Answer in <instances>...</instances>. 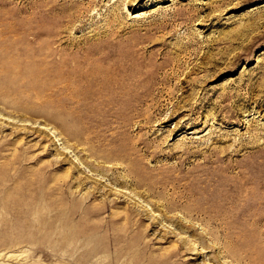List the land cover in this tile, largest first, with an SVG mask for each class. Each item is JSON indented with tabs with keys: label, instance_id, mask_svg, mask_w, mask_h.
<instances>
[{
	"label": "rangeland",
	"instance_id": "rangeland-1",
	"mask_svg": "<svg viewBox=\"0 0 264 264\" xmlns=\"http://www.w3.org/2000/svg\"><path fill=\"white\" fill-rule=\"evenodd\" d=\"M0 112V264H264V0H0Z\"/></svg>",
	"mask_w": 264,
	"mask_h": 264
},
{
	"label": "bare ground",
	"instance_id": "bare-ground-1",
	"mask_svg": "<svg viewBox=\"0 0 264 264\" xmlns=\"http://www.w3.org/2000/svg\"><path fill=\"white\" fill-rule=\"evenodd\" d=\"M29 33V32H28ZM35 36V35H33ZM40 48V47H39ZM81 48V47H80ZM77 49V53L76 54L78 57H74V55L67 57L65 54H62L59 50H54V52H49L46 51L45 54L41 57H35L34 54L32 53H27V49L26 50V55L25 56H29L30 60H25L22 59L21 63H23L22 65L24 66L22 73L27 75L29 73H31L34 78L37 77L41 72H47L51 77H63L66 78L67 80H69V83L55 89L57 91H61V92H65L66 94H70V95H77L80 97H87V96H91V95H98L100 93H102L103 95L108 94L109 91H111V89L115 87L116 89V84L119 81V76L116 77L115 76H108V75H104L103 73L100 74V72L98 73L97 71L91 69V67L89 66L90 61L89 59H91L87 54V50H82V49ZM16 49V48H15ZM24 49V48H23ZM86 49V48H85ZM100 49V48H99ZM98 49V50H99ZM109 49V48H108ZM112 49V48H111ZM18 50V49H17ZM24 50V51H25ZM30 50V49H28ZM36 50V49H35ZM81 50V51H79ZM90 50V49H88ZM97 50V49H96ZM113 50V49H112ZM24 51H20L21 55L24 54ZM91 52H93V50H90ZM95 51V49H94ZM109 51V50H108ZM103 52V51H102ZM110 52V51H109ZM114 52H116L114 50ZM57 53V56L55 55ZM96 53V52H95ZM106 53V52H105ZM108 53V52H107ZM19 54V51H18ZM73 54V53H72ZM111 56V53H109ZM113 54V52H112ZM66 57H65V56ZM105 55V54H104ZM24 56V57H25ZM99 56V53H98ZM106 56V55H105ZM104 56V59H106V57ZM109 56V57H110ZM97 57V55H96ZM101 57V56H100ZM114 57V56H113ZM124 57V56H123ZM122 57V58H123ZM100 59V58H99ZM91 60H96V58H92ZM103 60V59H102ZM108 59H106L107 61ZM111 60V59H110ZM98 64V63H97ZM114 64V63H113ZM33 65V66H32ZM41 65V66H40ZM31 66V67H30ZM92 66V65H91ZM93 67V66H92ZM123 70V69H122ZM102 72V70H101ZM124 72V71H123ZM115 73V72H114ZM126 73V72H125ZM125 76V74H124ZM128 76V74H127ZM129 77V76H128ZM122 79V78H121ZM128 80V79H127ZM130 80V79H129ZM136 80V79H135ZM74 81V82H72ZM125 81V80H123ZM128 82V81H127ZM121 84V83H120ZM124 84V83H123ZM122 84V85H123ZM129 85V84H128ZM120 87V86H119ZM122 87V86H121ZM120 87V88H121ZM129 87V86H128ZM121 90V89H120ZM56 91V92H57ZM115 91V90H114ZM113 91V92H114ZM112 92V93H113ZM115 93V92H114ZM110 95V94H109ZM118 95V94H117ZM120 95V94H119ZM115 96V95H113ZM106 97V96H105ZM89 98V97H88ZM97 98V97H95ZM107 98V97H106ZM105 98V99H106ZM93 99V97H92ZM110 99V98H109ZM86 100V99H85ZM108 100V99H106ZM88 101V100H87ZM101 101V100H100ZM76 103L78 105L80 104H84L82 102V99L80 98V100H76ZM106 104V103H105ZM113 104V103H111ZM135 104V103H134ZM104 105V104H103ZM108 106V105H107ZM85 108V107H83ZM109 108V107H108ZM87 108H85L84 110H86ZM1 113V112H0ZM3 114V113H1ZM28 120V119H27ZM35 121V120H34ZM33 122V121H32ZM95 127V126H94ZM103 139V138H102ZM108 140V139H107ZM88 142V141H86ZM103 142V141H102ZM99 143V142H97ZM96 143V144H97ZM90 144V143H89ZM92 146H94L92 143L90 145V147L88 148L89 151L91 153H95V148H92ZM107 157V156H105ZM94 169L92 168V170H95V168L98 165H93ZM91 170V168H90ZM95 174H99L98 171H96ZM214 177V176H213ZM240 177V176H239ZM204 179V178H203ZM239 181V180H238ZM244 181V180H243ZM203 183V182H202ZM238 183V182H237ZM181 186H183V188L185 189V191H191V188L189 186V183H182L180 184ZM237 185V184H236ZM123 187H125L124 185H121ZM230 186V185H229ZM203 188V187H202ZM182 190V189H181ZM208 190V189H207ZM224 190V189H223ZM203 194V193H202ZM224 194V193H223ZM190 198V197H189ZM233 198V197H232ZM188 199V198H187ZM233 200V199H232ZM202 201L203 202H207L208 199L206 198V195L204 193L203 197H202ZM238 201V200H237ZM170 202V201H169ZM225 202L228 203V200H226ZM252 202V201H251ZM210 203V202H209ZM205 204V203H201L200 205H196L194 206L195 211L197 212V214H204L206 215L207 219H209L211 222L213 223H224L227 220V217L229 216L228 213L225 212L224 208L223 209H218L215 208L213 206V204ZM230 203V202H229ZM226 204V203H225ZM254 205V204H253ZM226 206V205H225ZM229 208L231 207V214H236L235 211H233V207L231 204H228ZM144 206H142L141 208H143ZM147 206H145L146 209ZM148 208V207H147ZM144 209V208H143ZM147 210V209H146ZM188 211H192V209L187 208ZM153 211V209H152ZM155 211V210H154ZM153 211V213H154ZM86 212V211H85ZM89 212V211H88ZM194 212V211H193ZM248 213V212H247ZM230 214V215H231ZM203 215V216H204ZM80 217V216H79ZM200 219V218H199ZM206 219V218H205ZM206 219V220H207ZM251 219V218H250ZM208 220V221H209ZM87 224V223H86ZM219 225V224H218ZM231 225V224H230ZM189 241L191 242V244L189 246H191V248H195V242H196V238L191 236V238H189ZM186 242V240H185Z\"/></svg>",
	"mask_w": 264,
	"mask_h": 264
}]
</instances>
